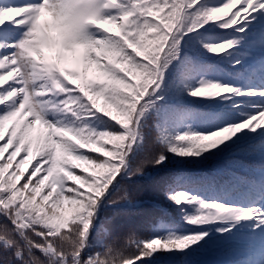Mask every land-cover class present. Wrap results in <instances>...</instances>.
<instances>
[{"label": "snow or ice", "instance_id": "1", "mask_svg": "<svg viewBox=\"0 0 264 264\" xmlns=\"http://www.w3.org/2000/svg\"><path fill=\"white\" fill-rule=\"evenodd\" d=\"M0 264H264V0H0Z\"/></svg>", "mask_w": 264, "mask_h": 264}, {"label": "trees", "instance_id": "2", "mask_svg": "<svg viewBox=\"0 0 264 264\" xmlns=\"http://www.w3.org/2000/svg\"><path fill=\"white\" fill-rule=\"evenodd\" d=\"M233 10H234V9H233ZM91 74H92V73L90 72L89 75H91ZM100 102L103 103L102 100H101ZM11 151H12V149L9 148V149L5 152V156H7L8 153L11 152ZM22 156H23V153H21V154H19V155L17 156L16 160H15L14 163H13V168H15L16 164L18 163L19 159L22 158ZM33 163H34V161H33ZM23 167L27 168L29 171L31 170V164H25ZM248 174H249V169H248L247 167H245V168H239V169H237L235 172L225 173V176L235 175V176H237V177H243V176L248 175ZM22 182H23V181H21V183H22ZM121 194H122V193H121ZM148 196H149V198H151V199H157V198H158V194H151V193H149ZM64 208H65V211H66L67 213H70V212H71V208H72V206L66 203V204L64 205ZM145 231H146V229H141V232H142V233L145 232Z\"/></svg>", "mask_w": 264, "mask_h": 264}, {"label": "rangeland", "instance_id": "3", "mask_svg": "<svg viewBox=\"0 0 264 264\" xmlns=\"http://www.w3.org/2000/svg\"><path fill=\"white\" fill-rule=\"evenodd\" d=\"M46 51H47V49H46ZM49 55H54V53H49ZM69 66H74V65H69Z\"/></svg>", "mask_w": 264, "mask_h": 264}]
</instances>
